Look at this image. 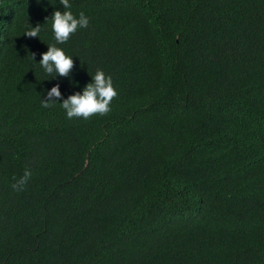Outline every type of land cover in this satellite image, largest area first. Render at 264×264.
<instances>
[{"label": "trees", "instance_id": "trees-1", "mask_svg": "<svg viewBox=\"0 0 264 264\" xmlns=\"http://www.w3.org/2000/svg\"><path fill=\"white\" fill-rule=\"evenodd\" d=\"M69 2L0 0V264H264V0ZM98 69L111 111L68 119Z\"/></svg>", "mask_w": 264, "mask_h": 264}, {"label": "clouds", "instance_id": "clouds-1", "mask_svg": "<svg viewBox=\"0 0 264 264\" xmlns=\"http://www.w3.org/2000/svg\"><path fill=\"white\" fill-rule=\"evenodd\" d=\"M60 4L65 9H71L69 0H60ZM51 20L56 44L66 43L79 28H87L89 25V18L84 12H80L77 18L70 10L63 12L59 10L55 11ZM41 26L39 24L35 27L30 25L24 35L30 38L39 37ZM31 56L34 60L35 54H31ZM41 56L39 64L46 74L53 75L55 73L53 78L57 75L60 77L70 76L74 68V60L62 48L56 45H48V50L42 53ZM59 89V83L51 88L47 93V99L43 102L44 107H50L57 100L61 99ZM117 95L118 93L113 85L111 76H106L102 70L98 69L92 77V82L84 87L82 93L76 92L68 96L67 99H63V102L60 104L66 111L68 119H89L94 115H107L111 111V102ZM31 175V171L26 168L23 176L12 185L13 189L23 190L24 186L31 179Z\"/></svg>", "mask_w": 264, "mask_h": 264}]
</instances>
